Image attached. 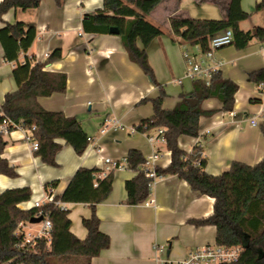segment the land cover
I'll use <instances>...</instances> for the list:
<instances>
[{
  "label": "crops",
  "instance_id": "0c3cea01",
  "mask_svg": "<svg viewBox=\"0 0 264 264\" xmlns=\"http://www.w3.org/2000/svg\"><path fill=\"white\" fill-rule=\"evenodd\" d=\"M230 1L162 0L146 15L147 22L163 31V35L151 43L148 56L157 81L167 93L163 104L165 109L175 108L181 101L180 94L192 90V81L188 79H184L181 85L176 83L184 78L186 71L182 49L190 46L182 44L173 34L170 19L225 20ZM261 2L242 1L249 18L264 13V9L256 10ZM104 11L103 0H66L61 6L55 0H43L35 10L13 9L0 21V29L6 23L16 22L36 27L37 39L27 56L34 57L38 63H44L56 50L62 52L63 59L46 70L66 74L67 90L41 97L38 103L47 111L77 118L93 140L81 156L63 140H57L62 149L56 156L57 166L52 167L35 155L25 131L14 130L5 136L8 144L2 158L18 175L16 178L0 175V194L9 189L30 188L31 199L22 203L21 209L30 210L35 202L43 201L46 187L53 182H57L54 196H61L78 169L101 170L104 158L123 162L130 150H137L145 158L158 154V168H167L172 162L165 143L152 145L145 134L131 133V128L140 121L152 117V104L141 101L157 98L159 88L147 79L138 65L130 62L118 35L91 34L83 30L86 15ZM247 20L240 23L241 30L264 28V17L254 23L252 29L245 30L243 24ZM139 46H142L141 42ZM24 58L21 55L20 60ZM215 59L223 64L220 67L223 76L239 88L233 112L202 117L200 136H182L178 146L188 153L198 146L207 162L205 172L219 176L229 170L233 162L254 166L264 160L261 121L264 85L249 81V74L264 69V59L257 41L246 49L234 45L220 49ZM13 68V64L4 61L0 44V106L6 94L18 90L12 76ZM221 108L222 103L217 99L203 103V109L207 111ZM253 118L259 120L257 126L251 124ZM113 120H118L123 129L113 128ZM150 135L155 136V131ZM137 173L133 168L116 172L110 196L97 206L100 229L110 237L111 246L93 258L91 264H179L205 245L216 244V227L198 228L191 223L213 214L214 199L197 194L177 176H167L158 178L150 193L153 206H129L126 203V182ZM65 207L70 212L71 232L77 238L85 239L87 231L82 221L91 216L90 206L65 204ZM33 225H25L24 230H36L29 228Z\"/></svg>",
  "mask_w": 264,
  "mask_h": 264
},
{
  "label": "trees",
  "instance_id": "16d2710c",
  "mask_svg": "<svg viewBox=\"0 0 264 264\" xmlns=\"http://www.w3.org/2000/svg\"><path fill=\"white\" fill-rule=\"evenodd\" d=\"M42 1L3 0L0 3V21L13 9L35 10ZM55 1L61 6L66 0ZM103 1L105 11L86 15L82 22L83 30L91 34L109 35L111 28H117L130 62L138 65L147 79L159 88L157 98L141 101L152 104V117L140 121L136 126L142 134L165 129L166 149L171 153L172 162L167 168H157L158 176H177L197 194L215 200L212 215L191 223L198 228L216 227L217 245L240 250L238 261L230 264H264V160L254 166L233 162L229 170L213 176L205 172L207 162L201 156L198 146L191 153L178 146L182 136H200L202 117L233 112L235 95L239 89L237 84L217 71L213 73L209 84L204 80H194L191 92L181 93V101L172 110L165 109L163 104L167 93L157 81L148 56L151 43L161 37L163 31L146 20V15L155 10L162 0ZM242 1H230L225 20L171 18V30L182 44L199 47L203 51L210 48V38L226 29L232 30V45L238 49H246L254 41L263 43L264 28L241 30L240 23L250 17L244 11ZM262 9L264 0L256 7L257 11ZM36 39V27L24 22L6 23L0 29L3 59L14 65L12 76L18 86L16 92L5 95L0 106V125L10 121L15 125L22 122L25 129L35 127L33 138L38 143L35 155L45 164L56 167V156L62 149L57 140H63L81 156L88 148L90 138L77 118L47 111L39 105V98L67 90V76L46 70L63 59L60 50L49 54L44 63H38L34 57L27 56ZM21 55L26 57L23 61L20 60ZM249 81L264 85V69L249 74ZM210 99L219 100L222 108L204 110L203 103ZM262 134L264 137V125ZM7 144L5 136L0 134V175L16 178V170L2 158ZM127 161L138 173L126 182V203L129 206L141 205L149 199L151 193L150 181L140 170L146 158L140 151L130 150ZM75 174L64 193L56 199L64 204L90 206L91 216L82 221L87 237L79 239L71 232L72 222L68 209H61L51 203L42 208L21 209L19 206L22 203L30 201L31 189H9L0 194V264H91L93 258L109 249L111 239L100 229L97 206L110 196L114 174L100 178L101 170L98 168H80ZM50 185L56 187L57 182ZM40 212L42 216L39 217L51 222L50 241L42 238L36 240L34 246L18 247L24 239L17 235L20 227L37 218Z\"/></svg>",
  "mask_w": 264,
  "mask_h": 264
},
{
  "label": "built area",
  "instance_id": "2783aa9c",
  "mask_svg": "<svg viewBox=\"0 0 264 264\" xmlns=\"http://www.w3.org/2000/svg\"><path fill=\"white\" fill-rule=\"evenodd\" d=\"M234 41V34L231 29H226L225 31L213 36L209 40V47L207 51H203L199 47H190L193 50L188 49L187 47H183V59L186 66V71L184 78H181L176 81L177 84L181 85L184 79H188L190 81L194 80H204L207 84H209L210 78H212L213 73L220 71V67L223 65L221 61H217L215 59V54L225 47L231 46ZM260 53L264 59V42L260 43ZM262 124L264 125V114L261 118ZM112 127L115 129H123V125L120 124L118 120H113L111 122ZM251 124L253 126H257L259 124V120L253 118L251 119ZM12 130H23L25 131L27 136V141L31 144L32 150L35 152L38 150L37 140L33 138V132L35 127L25 129L23 127V123L15 125L10 121L4 122L0 125V134L3 136L9 135ZM131 133H139L137 131V127L131 128ZM165 129L159 128L155 130V136L149 134H145L147 136L148 142L152 145L158 143H165ZM89 142L93 144L92 138L89 139ZM159 159L158 154L150 155L146 158V162L140 170L143 172L145 177L150 181L149 187L150 191L153 190L158 178H161L157 174V161ZM127 169H132L129 165L127 159L123 162H119L110 158H104L103 160V168L101 169L100 178H106L111 174H115L119 171H124ZM54 187L47 186L45 190V197L43 201H37L34 204L33 208H42L45 204H55V206H59L61 209H67L64 203H61L53 194ZM154 201L149 198L142 205L145 207L153 206ZM39 216H42V212L39 213ZM30 224V223H28ZM38 228L34 231L26 232L24 230L25 225H22L17 232L18 236H23V242L19 244L18 247L24 248L27 245L34 246L36 240L38 239H46L50 241V233H51V222L50 220H43L42 223L37 224ZM163 248H161L162 250ZM240 250L238 248H226L220 245H205L204 247L194 251L189 255V257L180 262L179 264H230L236 263L239 258Z\"/></svg>",
  "mask_w": 264,
  "mask_h": 264
},
{
  "label": "rangeland",
  "instance_id": "374dc122",
  "mask_svg": "<svg viewBox=\"0 0 264 264\" xmlns=\"http://www.w3.org/2000/svg\"><path fill=\"white\" fill-rule=\"evenodd\" d=\"M264 17V13H260L259 15H253L251 18H249L244 24H243V29L248 30V29H252V26L254 23H259V20ZM262 28V27H260ZM188 49H192V48H188ZM183 50V49H182ZM188 84H190V82H188ZM37 225V224H36ZM29 228H38L37 226L33 225L30 226ZM26 232L28 230H25Z\"/></svg>",
  "mask_w": 264,
  "mask_h": 264
},
{
  "label": "water",
  "instance_id": "95a60500",
  "mask_svg": "<svg viewBox=\"0 0 264 264\" xmlns=\"http://www.w3.org/2000/svg\"><path fill=\"white\" fill-rule=\"evenodd\" d=\"M118 33H119V31H118L117 28H111L110 34H112V35H118ZM42 221H43V218L42 217H37V218L31 219L30 220V224L36 225V224L42 223Z\"/></svg>",
  "mask_w": 264,
  "mask_h": 264
}]
</instances>
